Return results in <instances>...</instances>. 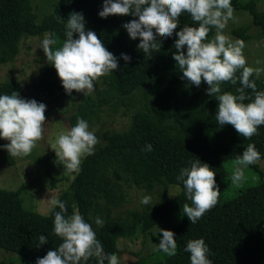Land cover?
Returning a JSON list of instances; mask_svg holds the SVG:
<instances>
[{
	"label": "trees",
	"instance_id": "1",
	"mask_svg": "<svg viewBox=\"0 0 264 264\" xmlns=\"http://www.w3.org/2000/svg\"><path fill=\"white\" fill-rule=\"evenodd\" d=\"M102 5L103 0H58L50 11L37 19L29 0H0V64L15 57L21 39L26 36L47 33L58 41L52 49L61 47L66 39L67 19L73 12L82 14L85 30L94 31L117 58L118 68L99 78L96 82L100 87H94L89 95L75 90L71 95L66 94L46 57L40 64L37 83L40 90L58 94L74 104L68 116L71 127L76 125L78 118L89 124L100 119L105 106L113 109L120 104L133 106L127 127L97 129L95 135L99 143L95 146V154L83 159L79 174H72L66 186L61 185L58 199L66 204V216L74 212L75 206L85 222L92 225L105 255H117L120 242L137 238L139 233L147 231V237L141 240L146 246V239L151 238L147 234L154 226L162 225L165 230L170 217L177 216L179 220L166 229L175 234L176 255L169 257L153 250L145 257H138V264H190V253L184 248L189 240L200 238L208 245V259L213 264H264V171L255 164L250 165L257 171L259 181L237 188L229 198L218 197L217 204L195 224L183 215V204L191 206V201L184 194L182 182L177 180L180 169L190 168L191 162L198 159L216 173L215 181L221 193L218 182L226 173L223 160L235 159L248 143L254 144L264 157V126H260L258 134L249 140L239 136L231 125L219 126L215 119L219 102L215 95L207 94L208 85L202 82L196 87L181 79L182 73L173 59L175 32L169 38L157 37L161 48L152 51L150 57L137 48L139 38L130 39L122 26L134 17L100 18L98 12ZM231 5L233 9L246 10L252 23L264 34V10H259L254 0H231ZM185 25L198 27L186 12L180 16L176 31ZM230 32L242 39L249 36L243 26L234 27ZM214 35L215 28H212L207 39ZM73 38H77L75 34ZM121 54L131 57L130 61H124ZM250 80L256 83L257 91H264V78L254 73ZM240 86L239 81L236 85L222 83L220 94L238 95L236 89ZM21 90L22 83L18 80L0 83V95H11L13 91L20 95ZM245 93L254 99L251 89H245ZM147 144H151L152 151L143 150ZM46 157L56 160L52 151H47ZM131 184L143 186L148 191L161 187L159 202L147 210L113 213L127 201L125 186ZM170 184L178 185L180 190L168 198ZM23 188L24 184L17 189L0 187V246L14 251L23 264H35L62 240L53 233V212L42 214L24 208ZM96 217L104 221L102 227L95 224ZM41 235L46 236L48 242L37 247ZM86 264H98V258L91 257Z\"/></svg>",
	"mask_w": 264,
	"mask_h": 264
},
{
	"label": "clouds",
	"instance_id": "2",
	"mask_svg": "<svg viewBox=\"0 0 264 264\" xmlns=\"http://www.w3.org/2000/svg\"><path fill=\"white\" fill-rule=\"evenodd\" d=\"M185 12L194 23H198V27L185 25L176 31L179 18ZM233 13L231 0H103L98 16L134 17L122 26L130 39L139 38L137 48L150 57L152 51L157 52L161 48L157 37L169 38L175 32L173 59L182 73L181 79L196 87L206 83L207 94L215 95L219 102L215 114L218 125H231L239 136L249 140L258 134L260 126H264V91H257L256 83L250 80L254 73L258 76L260 70L246 66L245 42L240 39L233 42L223 34ZM212 28L216 32L208 40ZM65 37L62 46L54 51L52 46L58 41L46 33L39 48L47 63L55 68L66 94L71 95L75 90L89 95L94 91V82L118 68L117 58L105 48L94 31L85 30V21L80 13L69 14ZM121 58L126 62L131 59L126 54H121ZM238 71L239 76L236 75ZM237 81L241 85L236 89L238 95L231 92L220 94L222 83L236 85ZM245 89L252 90L254 99L246 95ZM245 100L251 102L245 104ZM45 111L44 103L22 99L15 91L11 95H0V139L9 141L0 147L11 157L29 155L36 142L42 139ZM98 143L94 131L89 130L88 122L78 118L76 125L61 133L50 148L55 152V163L62 165L66 173L79 174L83 159L95 154ZM143 150L152 151L151 144L145 145ZM260 159L261 154L255 145L248 143L233 161L236 167L231 183L240 187L245 179L244 169ZM215 174L209 165L198 159L191 162L190 168L180 169L177 180L182 182L184 194L191 201V206L183 204L182 211L191 224L197 223L218 202L220 190ZM48 203L49 211L54 214L53 233L62 243L38 258L35 264H86L91 257H97L98 264H105V261L107 264H119L116 254H104L103 245L92 225L85 222L78 211L66 216L67 207L63 201L53 197ZM140 203L150 205L152 197L144 195ZM56 208L59 211H53ZM95 224L102 227L104 221L96 217ZM158 231L162 238L154 250L169 257L176 255L175 234L164 229ZM47 242L46 236L41 235L37 247ZM184 251L190 253V264H213L208 259L210 250L203 238L189 240Z\"/></svg>",
	"mask_w": 264,
	"mask_h": 264
},
{
	"label": "rangeland",
	"instance_id": "3",
	"mask_svg": "<svg viewBox=\"0 0 264 264\" xmlns=\"http://www.w3.org/2000/svg\"><path fill=\"white\" fill-rule=\"evenodd\" d=\"M32 11L37 19L52 9L58 3V0H29ZM245 1V0H241ZM259 10H264V0H254ZM243 26L246 28L248 38L242 39L237 35L230 34V29ZM216 32V29H215ZM223 34L228 36L231 41L237 39L245 42L243 54L246 58V66L259 69L258 78H264V34L260 28L252 23L251 15L246 10L234 9L233 18L227 23ZM45 38V33L35 36L23 37L20 41L19 51L15 57L7 62L0 64V83L5 80L13 79L22 83V90L19 95L22 99H35L38 103L46 105L45 117L46 121L43 125L42 139L36 142V146L31 153L22 157H11L8 152L0 147V187L6 189H17L24 184L21 191L23 205L25 209L38 211L46 214L49 211L48 201L53 197L58 198L61 192V185L66 186L72 174H68L59 165L57 167L53 159H47L46 152L52 151L50 145L63 132L71 128L68 116L72 111L74 104L69 99L61 97L58 94H47L40 90L37 83L40 79L39 66L45 61V55L41 48L40 42ZM259 61V63H257ZM100 87L96 82L94 87ZM95 89V88H94ZM133 106L131 104H120L116 109L110 106L104 107L101 112V118L90 122L89 130L96 133L99 127H111L123 129L128 126L131 120ZM9 143L4 139H0V145ZM55 153V152H54ZM235 159H225L222 165L226 171L225 175L220 178L219 185L222 192L219 198L226 199L236 193L237 188L231 183V176L235 170L233 163ZM260 170L264 171V157L255 164ZM48 173H47V171ZM245 179L240 187L256 184L259 176L256 170L249 166L244 169ZM127 192V201L113 213L124 214L129 209L147 210L157 204L160 200L162 189L156 187L148 191L143 186L134 184L125 186ZM180 187L176 184H170L167 188V197L170 198L179 192ZM150 195L152 204L142 205L140 200L142 196ZM153 205V206H152ZM74 211H77L74 206ZM162 219L160 222L164 221ZM179 220L177 216H171L165 227L173 225ZM165 228V230L167 229ZM158 229L163 226H154L152 231L147 235L151 238L144 239L146 233H139L137 238H126L124 242H120V250L118 251L119 264H138V257H145L155 249L162 238V233ZM153 235H155L153 237ZM142 244L143 249H142ZM16 253L12 250L5 249L0 246V262L6 264H23L21 260L16 258Z\"/></svg>",
	"mask_w": 264,
	"mask_h": 264
}]
</instances>
